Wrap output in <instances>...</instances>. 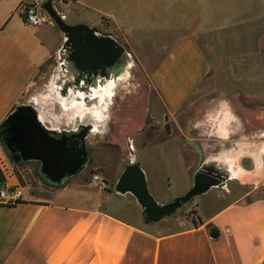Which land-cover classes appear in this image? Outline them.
<instances>
[{"label":"crops","instance_id":"crops-1","mask_svg":"<svg viewBox=\"0 0 264 264\" xmlns=\"http://www.w3.org/2000/svg\"><path fill=\"white\" fill-rule=\"evenodd\" d=\"M24 1L44 4L46 0H0V128L22 107L25 87L41 78L43 66L54 62L65 38L56 26L28 25L20 10ZM223 1L228 0H70L61 13L71 25L85 24L126 43L138 57L155 55L150 82L165 115L174 120L213 73L194 27L204 31L208 24H216V12H231L217 6ZM203 12L207 13L203 16ZM144 44L154 50L142 52ZM245 122L248 131L264 127V121ZM172 143L177 145L175 164L187 169L191 188L200 172L205 153L188 124L173 138H139L136 162L141 163L152 195L158 190V166L146 154L161 147V166L169 172L171 155L166 152ZM90 158L106 187L79 176L47 192L35 191L15 174L0 141V162L7 165V170L0 168V186L22 193V202L0 204V264H264V197L233 198L212 187L197 196L204 195V200H194L195 219H181L179 230L162 233L141 223L138 208L142 211V207L135 198L125 204L128 196L108 189L129 164L127 156L114 182L95 152ZM243 166L249 170L245 183L264 181V173L253 172L250 160L245 159ZM206 203L216 208L204 212ZM122 208L133 216L120 213Z\"/></svg>","mask_w":264,"mask_h":264},{"label":"rangeland","instance_id":"rangeland-1","mask_svg":"<svg viewBox=\"0 0 264 264\" xmlns=\"http://www.w3.org/2000/svg\"><path fill=\"white\" fill-rule=\"evenodd\" d=\"M234 1L229 2L228 0L227 2L217 3L218 7L226 6L231 10V12H216L218 17L217 25H214V23H211L212 25L208 24L207 29L204 31H198V25L194 27V33L197 35L201 47L211 60L213 73H211L176 119L170 120L168 115H165V109L150 82V73L155 68L156 56L138 57L132 54L133 50L128 48L126 43H120L116 40L123 48V54L119 60L121 65L118 63L110 67L100 65L98 69L86 71L93 73L97 70L107 69L109 75L118 76L124 71L128 62V57L125 53H131L132 59L135 60L133 82L138 84L139 87L130 95L123 92L118 93L113 107V119L110 125L111 132L103 139L99 137L89 138L85 142L89 155V162L85 169L59 185L48 182L41 173L38 176L32 166L33 164L30 163L32 161H26L16 167L10 155L6 152L9 156L8 161L13 166L15 174L18 177L20 176L22 183L29 185L35 191L41 192L61 187L79 176L89 183H94L93 174L99 173L92 168L90 157L94 152L107 168L110 181L114 182L123 169L124 158L126 156L128 158V137H132L137 142L139 138L148 136H153L157 139H161V137H176L182 128L185 127V124L189 126V121L203 114L204 109L209 106L208 102L210 100H214L221 95L229 100L231 99L235 106L240 107L241 111L239 110L236 113L244 121L257 122L256 116L264 112V0ZM56 6L59 7L58 4ZM59 9L62 11V8L59 7ZM237 9L238 12H233ZM205 13L207 12L202 13L203 16ZM202 21H205V18ZM106 36L111 37L110 35ZM153 50L148 44H144L141 48V51L146 53H150ZM70 58L75 62L72 55ZM52 64L54 62L43 66L41 77L45 76L49 65ZM76 66L78 67L77 63ZM78 68L81 70L80 67ZM82 72L85 71L83 70ZM104 74L107 75V72L105 71ZM40 80L41 78L37 80V83ZM226 93L228 94L226 95ZM121 95H123V99L120 98ZM190 133H193V130ZM173 140L175 139H171V141ZM169 147L168 152H166L171 155L168 157L171 167L169 172L161 166L164 160V156L159 154L163 151H158L161 147L157 146V148L149 150L146 154L147 159L156 169L158 166L157 172L159 175L156 177L158 190L153 193V196L161 205L173 202L175 199L184 196L191 189L189 172L183 165L175 164L177 158L173 157V154L176 152L177 145L172 143ZM166 173H169L170 176H166ZM261 175L262 173L259 176ZM167 178L170 179L169 182ZM116 184L108 186V189L115 192L117 196H128L129 199H126L124 203H130V200L134 202V196L131 193L123 195L116 192ZM256 185H259V187ZM230 188L232 190L230 196L233 198L243 197L247 194L248 198L264 197V181H258L257 179L243 185L233 182L230 184ZM202 196L193 198L183 204L174 214L158 223L148 222L143 209L141 211L138 208L142 218L141 223L145 226L151 225L153 230L162 233L179 230L183 226L181 219H195L193 202L194 200L196 202L197 200H204L205 197ZM215 208L212 203H208L203 211L209 213ZM118 211L128 217L133 216L125 208Z\"/></svg>","mask_w":264,"mask_h":264},{"label":"clouds","instance_id":"clouds-1","mask_svg":"<svg viewBox=\"0 0 264 264\" xmlns=\"http://www.w3.org/2000/svg\"><path fill=\"white\" fill-rule=\"evenodd\" d=\"M46 22V16L29 14V23L34 27ZM69 41L65 36L56 49L54 64L49 65L40 82L33 81L25 87L21 106L33 109L39 125L54 139L79 136L83 129H88L83 136L85 142L89 138L103 139L111 132L118 93L130 95L139 87L133 82L135 60L131 53H125L128 62L118 76L109 75L107 69L82 72L70 58ZM120 98L123 99V95ZM208 105L202 115L189 121V130L197 132L205 153L199 170L205 173L206 169H211L210 175L219 178L212 187L218 194H231L230 184L243 185L249 175V170L243 166L245 159L251 161L253 172L264 173V127L248 131L231 100L223 95L210 100ZM256 119L264 121V112ZM186 139L191 142L190 137ZM127 149L129 163L135 164L137 156L132 137L127 138Z\"/></svg>","mask_w":264,"mask_h":264},{"label":"water","instance_id":"water-1","mask_svg":"<svg viewBox=\"0 0 264 264\" xmlns=\"http://www.w3.org/2000/svg\"><path fill=\"white\" fill-rule=\"evenodd\" d=\"M43 8L54 19L57 28L70 38L72 57L82 71L98 69L99 65L114 66L121 59L123 48L113 38L101 35L85 24H69L55 9L53 0L45 2ZM87 131L83 129L79 136L65 135L59 140L54 139L39 125L33 109L19 107L2 124L0 141L14 163L38 161L41 163V175L48 182L59 185L83 171L88 164L89 155L83 140ZM218 179L207 171L198 172L193 187L184 196L160 205L150 192L141 163L136 162L126 166L115 191L123 195L131 193L142 207L147 221L158 223L174 214L183 204L209 191ZM214 231L211 232L213 238Z\"/></svg>","mask_w":264,"mask_h":264},{"label":"built area","instance_id":"built-area-1","mask_svg":"<svg viewBox=\"0 0 264 264\" xmlns=\"http://www.w3.org/2000/svg\"><path fill=\"white\" fill-rule=\"evenodd\" d=\"M70 0H53V4L55 9L57 10V12L65 19V17L62 15L60 8H63L66 6V4L69 2ZM56 4L59 5V7L56 6ZM20 10L23 14V17L26 21V23L30 26H33L32 24L29 23V14L30 13H36L38 15H43L47 17V22L40 25L41 26H45V25H52V26H56V23L54 21V19L50 16V14L43 8V4H39V3H28L26 1L22 2L20 5ZM34 27V26H33ZM0 168H2V170H7V165L3 162H0ZM93 182L96 183L97 185L101 186V187H106L107 186V182L104 178L101 177L100 174H93ZM22 197V193L21 192H12L5 186H0V204L3 203H14L16 201H19Z\"/></svg>","mask_w":264,"mask_h":264},{"label":"trees","instance_id":"trees-1","mask_svg":"<svg viewBox=\"0 0 264 264\" xmlns=\"http://www.w3.org/2000/svg\"><path fill=\"white\" fill-rule=\"evenodd\" d=\"M49 63H52V61H50ZM13 162V161H12ZM14 163V162H13ZM23 163H25V162H19V163H14V165L17 167V166H19V165H21V164H23ZM31 164H33L32 166H33V168H34V170L36 171L35 173L38 175V176H40V172H39V170H40V166H39V164H35V162H30ZM0 179H1V181H2V172H1V170H0ZM19 179H20V176H19ZM20 181L22 182V180L20 179ZM18 202H22V200H19Z\"/></svg>","mask_w":264,"mask_h":264},{"label":"flooded vegetation","instance_id":"flooded-vegetation-1","mask_svg":"<svg viewBox=\"0 0 264 264\" xmlns=\"http://www.w3.org/2000/svg\"><path fill=\"white\" fill-rule=\"evenodd\" d=\"M117 63L121 65V62H120V61H118ZM99 67H100V65H99L97 68H99ZM91 70H92V69H91ZM20 162H26V161L21 160ZM32 162H35V164H39V166H40V168H41V163H40V162H38V161H32ZM39 171H40V170H39Z\"/></svg>","mask_w":264,"mask_h":264},{"label":"bare ground","instance_id":"bare-ground-1","mask_svg":"<svg viewBox=\"0 0 264 264\" xmlns=\"http://www.w3.org/2000/svg\"><path fill=\"white\" fill-rule=\"evenodd\" d=\"M119 58H121V57H119ZM119 60V59H118ZM118 62V61H117Z\"/></svg>","mask_w":264,"mask_h":264}]
</instances>
